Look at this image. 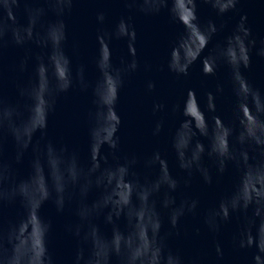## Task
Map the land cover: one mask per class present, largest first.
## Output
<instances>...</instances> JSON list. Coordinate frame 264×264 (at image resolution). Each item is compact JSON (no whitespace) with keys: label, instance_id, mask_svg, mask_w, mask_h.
<instances>
[{"label":"water","instance_id":"1","mask_svg":"<svg viewBox=\"0 0 264 264\" xmlns=\"http://www.w3.org/2000/svg\"><path fill=\"white\" fill-rule=\"evenodd\" d=\"M0 264H264V0H0Z\"/></svg>","mask_w":264,"mask_h":264}]
</instances>
